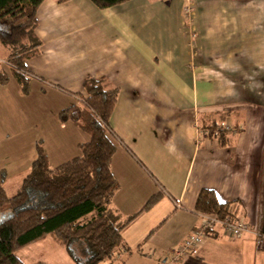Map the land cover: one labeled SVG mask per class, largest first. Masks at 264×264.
I'll return each instance as SVG.
<instances>
[{
  "label": "crops",
  "instance_id": "obj_1",
  "mask_svg": "<svg viewBox=\"0 0 264 264\" xmlns=\"http://www.w3.org/2000/svg\"><path fill=\"white\" fill-rule=\"evenodd\" d=\"M257 1L264 0H193L192 31L202 57L229 46L224 30L252 38L242 43L237 61L241 39H233L232 52L216 51L215 62H201L195 74L186 65L182 0H131L102 10L89 0L40 5L36 34L42 46L26 68L33 76L28 91L51 107L42 147L50 165L79 156V145L89 141L58 119L77 104L66 92L82 93L86 79L99 80L118 91L108 122L115 147L111 171L119 184L112 208L125 218L158 196L122 232L126 253L104 264H264V250L251 234L232 239L220 227L196 254L176 255L202 223L195 208L203 189L218 202H233L235 214L264 233V39L256 25L242 29L240 18ZM214 14L223 17L211 20ZM220 119L233 129L222 142L206 129Z\"/></svg>",
  "mask_w": 264,
  "mask_h": 264
},
{
  "label": "trees",
  "instance_id": "obj_2",
  "mask_svg": "<svg viewBox=\"0 0 264 264\" xmlns=\"http://www.w3.org/2000/svg\"><path fill=\"white\" fill-rule=\"evenodd\" d=\"M43 1L0 0V48L7 53L10 75L24 92L33 77L26 63L40 54L42 46L36 34V15ZM89 1L102 10L131 0ZM7 82L0 69V83ZM66 93L77 104L61 110L58 119L77 126L89 136V141L79 145V156L57 166H51L42 148L36 146L29 171L12 195L4 188L6 174L0 173V264H24L16 253L47 237L73 264H104L127 250L122 232L158 199L157 195L152 196L142 212L125 218L112 208L119 184L111 171L115 147L108 122L118 91L106 88L102 81L86 79L82 93ZM220 120L206 129L222 142L233 129H225ZM195 209L219 219L239 218L233 202H218L209 189L200 192Z\"/></svg>",
  "mask_w": 264,
  "mask_h": 264
},
{
  "label": "rangeland",
  "instance_id": "obj_3",
  "mask_svg": "<svg viewBox=\"0 0 264 264\" xmlns=\"http://www.w3.org/2000/svg\"><path fill=\"white\" fill-rule=\"evenodd\" d=\"M189 2H187V0H182L179 22L183 26L181 32L185 39L184 49L186 48L189 55L186 65L188 70L190 71L191 69V72L195 74L198 68H201L200 63L204 60L206 62H215L217 60L215 55L217 49L215 52L214 48L211 49L208 57L205 55L202 57L200 55L199 49L202 46L196 44L194 35L196 32L192 31L197 8L195 4H193V0H189ZM186 8L190 9L189 13H186ZM228 13L230 12L226 14ZM242 13L243 14L240 16L242 23L241 28L245 29L246 23H249L251 26L256 25L257 28L260 27L257 31L258 38L261 40L264 39V1H257V4L252 6L250 10H246ZM209 17L211 16L207 18ZM215 17H223V15L214 14L211 20ZM226 17L230 19V15H226ZM217 30H220V28ZM228 30L232 31L231 29ZM228 30H224V34L229 36L227 39L229 46L227 47V45L224 44L220 47L219 54L217 51V54L222 56L223 52H225V54L226 51L232 52L233 50H230L232 45L230 46V44H232L233 39H241L242 42L238 47L241 50L238 51V57H234L233 60L237 61L244 52L241 46L242 43L244 41L250 42V38H247V36L239 37L237 34L233 35L235 32L231 36V32ZM191 37H193V39ZM243 44L247 45V43ZM260 45L263 44L260 43ZM204 49H207V47ZM6 57V51L0 48V69L3 70L7 76L12 77L7 68ZM204 74H214V71L207 70L204 71ZM13 81L12 83L6 84L0 83V173L4 172L7 176L4 188L9 195L14 194L19 187L22 180L21 177L25 175L27 171L25 167L29 166L31 156L35 155V147H43V141L46 136L45 133L51 129L50 123V125L44 123L47 119L51 121L53 118L50 105L45 104L44 101L38 100L35 96L37 94L35 91L24 92L14 78ZM160 206L164 207V203ZM250 247L252 250H255L253 245H250ZM16 257L24 264L39 262L45 264H73L65 252L49 237L44 241L31 244L18 251Z\"/></svg>",
  "mask_w": 264,
  "mask_h": 264
},
{
  "label": "built area",
  "instance_id": "obj_4",
  "mask_svg": "<svg viewBox=\"0 0 264 264\" xmlns=\"http://www.w3.org/2000/svg\"><path fill=\"white\" fill-rule=\"evenodd\" d=\"M189 2V0H187ZM190 3V2H189ZM186 13H189L190 9H185ZM225 129L230 130V125L226 124ZM179 207V206H177ZM202 223L194 229L188 237L184 240L180 249L176 252V255L180 256L186 253L196 254L207 237V232L213 230L216 227H220L224 234L232 239H237L245 234H251L254 238L256 247L264 248V233L257 230H252L249 224L242 218H235L233 216H226L223 219H219L212 215H201ZM126 253V250L121 252L122 256Z\"/></svg>",
  "mask_w": 264,
  "mask_h": 264
}]
</instances>
